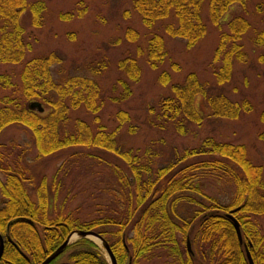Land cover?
<instances>
[{
  "label": "trees",
  "instance_id": "1",
  "mask_svg": "<svg viewBox=\"0 0 264 264\" xmlns=\"http://www.w3.org/2000/svg\"><path fill=\"white\" fill-rule=\"evenodd\" d=\"M206 1L209 20L217 27L224 24L222 20L230 8H244L246 2L134 0L133 7L148 29L172 18L175 24H165L164 32L184 40L186 48L191 49L206 32L201 17ZM44 9V0H0V64H18L31 50L22 20L28 15L30 26L39 28ZM230 17L225 23L228 32L221 33L212 59L220 63L215 73L219 86L229 82L234 62L245 61L239 42L249 23L240 14ZM60 18L67 21L71 15L62 14ZM125 36L129 42H135L138 34L128 29ZM254 44L264 45V31L256 35ZM147 58L153 69L163 62L161 35L153 34L149 39ZM59 62L54 54L28 60L19 76L23 103L7 97L0 99V134L11 126L23 127L32 136L38 158L62 156L47 185L45 176L35 178L24 150L17 146L1 147L0 235L4 248L0 264H41L75 230H93L103 236L117 264H158L156 259L163 260L161 264H248L244 245L253 264H264V233L258 225L259 218L264 216L262 168L247 159L243 145L206 137L158 165L153 163L158 155L150 150L145 149L143 155L139 151L122 152L117 147L115 132L109 133L102 127L93 131L82 120L76 121L73 131L62 132L60 126L68 120L70 109L83 107L87 112L98 113L100 89L94 80L83 76L54 83L51 69ZM118 67L130 82L138 81L140 70L135 60L120 61ZM159 82L169 84V75L162 73ZM120 84L122 92L113 102L125 101L131 94L127 82ZM12 86L8 75H0V88ZM197 97L204 100L215 118L237 119L241 112L252 109L245 100L237 103L222 92L208 93L191 73L182 84L171 86V96L149 109L154 126L180 137L188 135L191 127L199 126L204 118L195 108ZM30 100L40 103L42 108L46 106L48 111L39 114L30 107ZM116 119L120 126L129 121L124 111L118 112ZM261 120L264 121V114ZM258 138L264 141V132ZM90 176L100 182L98 192L104 193L109 202L91 220L72 211L64 214L59 198L68 200L76 181ZM205 176L233 188L229 204L223 205L202 192L201 180ZM180 205L191 214L178 223L174 218H179L176 209ZM229 213L239 224L242 244L226 217ZM177 233L181 234V241L176 239ZM187 238L191 253L186 247ZM63 257L65 261L58 262ZM50 264L109 263L91 241L79 239Z\"/></svg>",
  "mask_w": 264,
  "mask_h": 264
},
{
  "label": "rangeland",
  "instance_id": "2",
  "mask_svg": "<svg viewBox=\"0 0 264 264\" xmlns=\"http://www.w3.org/2000/svg\"><path fill=\"white\" fill-rule=\"evenodd\" d=\"M133 1L44 0L45 9L39 28L30 26L28 15L22 20L25 40L31 50L25 53L18 64H0V75H8L13 84L9 89L0 88V99L7 97L23 103L19 81L23 66L32 58L54 54L60 59L51 69L54 83L61 84L69 77L83 76L94 80L100 89L98 113L92 114L83 107L70 109L68 120L60 126L62 132L73 131L76 121L82 120L93 131L102 127L109 133L115 132L117 147L122 152L132 150L143 155L145 149L150 150V153L158 155L153 161L158 165L167 163L175 153H181L186 148L196 146L204 138L212 137L217 141L243 145L247 159L252 164L261 166L264 180V141L258 138L264 132V121L261 120V115L264 114V45L254 44L256 35L264 31V0H246L244 8L240 5L230 8L220 27L210 22L206 1L201 12L206 32L191 49L186 48L184 40L170 37L164 32L165 24H175L172 18L157 23L152 29L144 27L134 10ZM62 14H70L71 19L62 20ZM238 14L249 23V29L239 42L245 53V61L234 62L229 82L219 86L215 81V73L220 63L213 62V55L221 33L228 32L225 23L230 16ZM128 29L137 32L135 42L126 39ZM153 34L161 35L164 41L163 62L155 69L150 67L147 58L148 41ZM126 59L135 60L140 70V77L136 82H130L124 71L119 70V62ZM162 73L169 75V84H160L159 77ZM191 73L196 75L208 93L215 95L222 92L229 100L237 103L245 100L252 106L251 111L241 112L237 119L215 118L205 107L204 100L197 97L195 108L204 118L199 126L191 127L188 135L180 137L168 129H157L149 109L157 106L161 99L171 96V86L182 84ZM120 81L130 85L131 94L125 101L113 102V98L122 92ZM43 108L39 114L48 111L46 106ZM120 111L126 112L129 117V121L121 126L116 119V114ZM94 117L98 120L95 121ZM3 146H17L24 150L35 178L38 180L45 176L47 185L62 159L61 155L38 158L30 132L19 126H11L0 134V150ZM201 181L204 194L215 197L223 205L230 203L233 193L231 186L209 176L203 177ZM99 184L91 176L76 181L70 198L66 201L63 197L59 198V204L62 203L64 208L62 212L66 214L72 211L74 215L87 220L96 217L98 209L109 202L104 193L98 192ZM29 192L34 200L35 195L31 190ZM2 203L0 196V206ZM176 210L179 218L174 220L178 223L186 221L191 214L186 206L180 205ZM258 225L261 233H264V216L259 218ZM181 238V234L177 233L176 239L181 241ZM76 241L77 239L73 240L71 244ZM94 243L106 256L101 244ZM59 261L64 262L65 257ZM162 261L156 259L155 262L161 264Z\"/></svg>",
  "mask_w": 264,
  "mask_h": 264
},
{
  "label": "water",
  "instance_id": "3",
  "mask_svg": "<svg viewBox=\"0 0 264 264\" xmlns=\"http://www.w3.org/2000/svg\"><path fill=\"white\" fill-rule=\"evenodd\" d=\"M31 108H37L38 111H41V107L38 103H32ZM226 217L228 219L231 220L232 224H233V227H234V230H235V233L237 235V238H238V241L240 244H242V237H241V232H240V227H239V224L237 222V220L232 216V213H229V214H226ZM93 238H96L100 241V244L101 246L103 247L105 253H106V256H107V260L109 262V264H117L116 263V259L110 249V246L109 244L107 243V241L101 236L99 235L97 232L95 231H84V230H76V231H73L71 232L67 238L65 239V241L53 252L51 253L44 261L42 264H50V262L52 260H54L57 256H59L62 251L65 249V247L72 243L73 240L75 239H88L90 241L93 242ZM186 246H187V250L189 253H191V248H190V244H189V240L187 239L186 241ZM3 247H4V240L2 238V236L0 235V258H1V255H2V252H3ZM244 251H245V256H246V260H247V263L248 264H253V260L251 258V255L249 253V250L247 248L246 245H244Z\"/></svg>",
  "mask_w": 264,
  "mask_h": 264
},
{
  "label": "bare ground",
  "instance_id": "4",
  "mask_svg": "<svg viewBox=\"0 0 264 264\" xmlns=\"http://www.w3.org/2000/svg\"><path fill=\"white\" fill-rule=\"evenodd\" d=\"M93 241L96 242V243H100V241L96 238H93Z\"/></svg>",
  "mask_w": 264,
  "mask_h": 264
}]
</instances>
